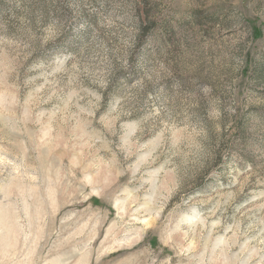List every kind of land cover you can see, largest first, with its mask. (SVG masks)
<instances>
[{
    "label": "rangeland",
    "instance_id": "obj_1",
    "mask_svg": "<svg viewBox=\"0 0 264 264\" xmlns=\"http://www.w3.org/2000/svg\"><path fill=\"white\" fill-rule=\"evenodd\" d=\"M0 264H264V0H0Z\"/></svg>",
    "mask_w": 264,
    "mask_h": 264
},
{
    "label": "trees",
    "instance_id": "obj_2",
    "mask_svg": "<svg viewBox=\"0 0 264 264\" xmlns=\"http://www.w3.org/2000/svg\"><path fill=\"white\" fill-rule=\"evenodd\" d=\"M251 29H252V34H254V36H258L260 34V33H258V29L257 28L251 27Z\"/></svg>",
    "mask_w": 264,
    "mask_h": 264
}]
</instances>
